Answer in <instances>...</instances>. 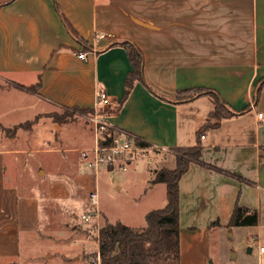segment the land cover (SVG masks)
I'll return each instance as SVG.
<instances>
[{"label": "crops", "instance_id": "obj_1", "mask_svg": "<svg viewBox=\"0 0 264 264\" xmlns=\"http://www.w3.org/2000/svg\"><path fill=\"white\" fill-rule=\"evenodd\" d=\"M122 41L135 44L144 57L147 85L136 82L128 95L132 66L125 48L116 45ZM200 88L216 92L236 114L206 130L204 139V126L218 122L210 117L214 97L175 103L178 92ZM98 91L111 102L103 113L106 120L151 146L146 162L135 159L126 171L117 170L139 185V192L127 201L133 207L143 203L140 218L166 205V185L152 183L159 170L169 169L163 151L202 146L201 162L191 163L179 182V264L214 263V242L220 248L226 237L239 231H245L252 244L257 242L262 257L258 245L264 247V0L0 4V129L23 126L48 114V108L93 111ZM28 113L33 114L29 120L15 121L17 114ZM41 142L23 128L6 137L0 132V264H16L25 253L29 264H48L47 255L66 247L78 251L76 260L88 253L91 243L97 246L95 252L99 250L98 241L87 237L94 235L95 221L83 220L92 212L93 189L84 195L88 205L74 199L93 175L80 174L69 163L50 176L31 159L18 165L20 156L41 153ZM93 144L94 132L88 147ZM67 170H75L73 179ZM113 172L106 169L101 174ZM94 180L98 182L96 175ZM123 188V183L116 184L118 192ZM157 191L162 199L154 204ZM65 196L70 202L61 200ZM237 205L256 212L257 224L230 228ZM102 206L100 222L143 228L126 214L113 219ZM74 210H80V219ZM72 220L80 227L68 225ZM71 228L72 244L60 245L62 234ZM84 228L88 235L80 237L78 231ZM24 239L30 242L26 251Z\"/></svg>", "mask_w": 264, "mask_h": 264}, {"label": "rangeland", "instance_id": "obj_2", "mask_svg": "<svg viewBox=\"0 0 264 264\" xmlns=\"http://www.w3.org/2000/svg\"><path fill=\"white\" fill-rule=\"evenodd\" d=\"M36 89V86L33 87V90ZM32 90V91H33ZM35 92V91H33ZM49 113L45 115H41L36 119H32L29 122L23 124V130H30L34 132V136L41 140V144L38 145V149L42 148L43 151L39 154H31L20 156V160L18 161V165L21 166L25 162V160L31 159V163H35L36 165H41L45 169H47L49 176L56 175L60 172L63 167L68 168L69 165L67 163L73 165L78 171V173H86V175H93L90 177L88 181V187L83 190H79L78 196L74 197V199H78V202H81L82 205H88L87 203V193H89L90 189L95 190V180L94 176L95 170L91 168L86 162L82 161L80 153L84 149H89L90 145L93 143V131L91 125H89L88 114L82 113L79 111H75L71 108H48ZM16 118L15 121H27L33 114H23ZM15 115V116H17ZM55 118H61L64 122H57ZM20 129V128H19ZM19 131V130H18ZM0 132L3 136H9L10 132H13V129L1 128ZM19 134H26L24 131L20 130ZM27 136V135H25ZM43 141H46L44 144ZM85 147V148H83ZM87 147V148H86ZM81 148V149H80ZM50 150L49 152L47 150ZM58 149L57 151H51ZM75 149L77 152H75ZM164 157L166 158V167L169 169L175 168V152L174 150L163 151ZM157 153V151L155 152ZM151 153H147V156ZM147 160L144 159V162ZM138 162H143L142 159H139ZM63 163V164H62ZM62 171H66L62 170ZM68 173L66 175L73 179L76 174L75 170H67ZM106 171L105 168L101 169L96 178L98 180V189L100 193V205L101 208H108L110 211L112 218L116 217L121 218L123 214L128 216V220L131 223H134L135 226L145 227L146 222L145 218L141 216V211L144 209L143 203L140 207H133L130 202L127 201L128 196H132V194H137L139 192V185L135 184V180L132 182L129 181V178L125 177V173L115 170V172L102 175L101 173ZM73 174V175H72ZM101 174V175H100ZM48 176V177H49ZM74 176V177H73ZM49 180V179H48ZM123 183L124 188L122 191L118 192L116 190V184ZM81 196V197H80ZM68 197L61 198L62 201H67ZM162 199V194L157 191L154 204H159ZM91 209V208H90ZM101 211V209H100ZM74 216L80 219L81 213L80 210L73 211ZM101 220V219H100ZM106 220L100 222V229L104 226ZM76 225L77 228L80 227L77 220H72V222L68 225ZM75 227V228H76ZM93 227V225H92ZM74 229H70L63 235V238L59 240L60 245H71L72 240L74 239ZM80 237L84 236L85 228L82 231H78ZM90 234V233H89ZM96 233L90 234L89 239L91 242L98 241V238L95 235ZM88 235V233L86 234ZM42 242L43 239H42ZM30 242L27 240H23V247L26 251L27 246ZM264 243V240H263ZM47 245L46 243H44ZM48 246V245H47ZM65 246V247H66ZM67 248V247H66ZM63 251H56V253H51L52 255H47L48 264H95L98 260V252H95L97 246L92 244L89 249H87L86 255L81 258H77L74 260V256H77L78 251H75L73 248H69ZM75 248V247H74ZM30 249V246H29ZM252 249V253L249 254V250ZM28 254L25 253L21 258L17 261L16 264H29L30 259H27ZM212 259L214 263L212 264H264V255L259 257L257 246L249 242V236L245 233V231L237 232L234 237H226L220 248L218 247V242L215 241L213 245V255ZM40 264H43V261H39Z\"/></svg>", "mask_w": 264, "mask_h": 264}, {"label": "trees", "instance_id": "obj_3", "mask_svg": "<svg viewBox=\"0 0 264 264\" xmlns=\"http://www.w3.org/2000/svg\"><path fill=\"white\" fill-rule=\"evenodd\" d=\"M13 1L15 0H0V4L8 5ZM69 29L73 33L72 28ZM116 45L125 48L132 66V71L126 80L125 95H128L136 82L147 85L144 77V57L141 50L132 42L122 41ZM35 90H38V86ZM204 95L214 97L216 107L210 117L218 122L204 126L200 135L208 129L216 128L220 121L236 115L216 92L203 88L178 92L175 103L190 101ZM75 111L93 113L86 109H75ZM55 119L57 122H63L61 118ZM22 127L14 128L10 134ZM174 152L175 168L159 170L152 182L166 185L165 207L150 211L145 217L146 225L143 228L128 227L121 222L115 224L106 222L100 229L98 238L97 256L99 255L100 264H179V182L191 163L201 162L202 146L198 144L191 148H178L174 149ZM256 224L257 213H249L247 209L237 205L229 227H245ZM95 264H97V259Z\"/></svg>", "mask_w": 264, "mask_h": 264}, {"label": "built area", "instance_id": "obj_4", "mask_svg": "<svg viewBox=\"0 0 264 264\" xmlns=\"http://www.w3.org/2000/svg\"><path fill=\"white\" fill-rule=\"evenodd\" d=\"M100 37L103 36L100 35ZM78 57L86 60L87 55L79 52ZM110 104L107 94L104 91H98L93 113L88 114V120L94 132V144L80 153L82 160L95 170L96 175L103 168L126 171L133 160L145 159L151 149V146L142 138L131 132L117 129L106 120L103 113L110 107ZM259 118L262 119L263 114H259ZM201 139H204L203 135ZM89 204L92 212L83 216V220L85 222L95 221L94 232L99 238L101 211L98 186L89 194ZM258 249L260 253H264V247L258 245ZM98 260L100 264L99 255Z\"/></svg>", "mask_w": 264, "mask_h": 264}]
</instances>
